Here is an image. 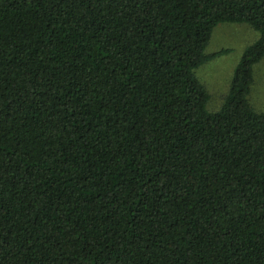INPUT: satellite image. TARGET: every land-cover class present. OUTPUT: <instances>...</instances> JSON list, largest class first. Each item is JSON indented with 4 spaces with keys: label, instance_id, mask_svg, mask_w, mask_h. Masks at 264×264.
<instances>
[{
    "label": "trees",
    "instance_id": "trees-1",
    "mask_svg": "<svg viewBox=\"0 0 264 264\" xmlns=\"http://www.w3.org/2000/svg\"><path fill=\"white\" fill-rule=\"evenodd\" d=\"M263 57L264 0H0V264H264Z\"/></svg>",
    "mask_w": 264,
    "mask_h": 264
},
{
    "label": "rangeland",
    "instance_id": "rangeland-1",
    "mask_svg": "<svg viewBox=\"0 0 264 264\" xmlns=\"http://www.w3.org/2000/svg\"><path fill=\"white\" fill-rule=\"evenodd\" d=\"M257 39L258 32L246 23H220L213 29L205 53L213 54L222 49H229L230 52L216 56L196 71L199 81L210 94L209 111L219 110L229 93L235 68L245 48ZM250 100L256 111L264 112V57L253 67Z\"/></svg>",
    "mask_w": 264,
    "mask_h": 264
},
{
    "label": "crops",
    "instance_id": "crops-1",
    "mask_svg": "<svg viewBox=\"0 0 264 264\" xmlns=\"http://www.w3.org/2000/svg\"><path fill=\"white\" fill-rule=\"evenodd\" d=\"M233 24H241V23H233ZM247 24V23H246ZM247 25H249V24H247ZM250 26V28H252L253 30H255L251 25H249ZM256 32H258L257 30H255ZM259 32H258V38H259ZM251 40H253V37L251 38ZM253 44V43H252ZM251 45V44H250ZM238 46H240L239 44H238ZM248 47V46H247ZM246 47V48H247ZM245 48V49H246ZM223 50V49H222ZM229 52H230V50H229ZM258 63V62H257ZM199 73V72H198ZM200 77V76H199ZM201 78V77H200ZM251 90H252V87H251ZM250 94H251V92H250ZM249 100H250V95H249ZM250 102H251V100H250ZM252 103V102H251ZM259 112H261V111H259Z\"/></svg>",
    "mask_w": 264,
    "mask_h": 264
}]
</instances>
